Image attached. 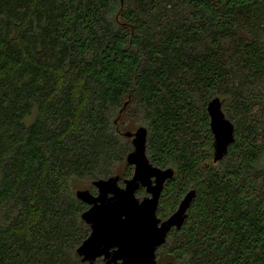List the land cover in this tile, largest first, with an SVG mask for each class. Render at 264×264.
Returning a JSON list of instances; mask_svg holds the SVG:
<instances>
[{
	"label": "trees",
	"instance_id": "obj_1",
	"mask_svg": "<svg viewBox=\"0 0 264 264\" xmlns=\"http://www.w3.org/2000/svg\"><path fill=\"white\" fill-rule=\"evenodd\" d=\"M137 125L173 170L157 216L195 191L157 264H264V0H0V264H87L75 192L132 176Z\"/></svg>",
	"mask_w": 264,
	"mask_h": 264
},
{
	"label": "water",
	"instance_id": "obj_2",
	"mask_svg": "<svg viewBox=\"0 0 264 264\" xmlns=\"http://www.w3.org/2000/svg\"><path fill=\"white\" fill-rule=\"evenodd\" d=\"M209 126L213 136V161L220 160L233 142V124L221 109V100L211 98L206 106ZM147 130L139 126L124 135L131 138L133 149L127 154V163L133 165L130 178L119 185V175L99 178L92 182L96 193L78 189L75 196L88 207L82 212V220L89 225V235L82 240L76 253L81 261L94 264L102 258L105 264H157L156 250L162 245L172 228H180L186 211L195 195L193 189L184 194L177 208L161 220L157 206L172 168L152 165L145 154ZM144 188L146 195L136 196Z\"/></svg>",
	"mask_w": 264,
	"mask_h": 264
},
{
	"label": "rangeland",
	"instance_id": "obj_3",
	"mask_svg": "<svg viewBox=\"0 0 264 264\" xmlns=\"http://www.w3.org/2000/svg\"><path fill=\"white\" fill-rule=\"evenodd\" d=\"M140 125H137L135 127L132 128V131H134L136 128H138ZM141 198V197H140Z\"/></svg>",
	"mask_w": 264,
	"mask_h": 264
}]
</instances>
